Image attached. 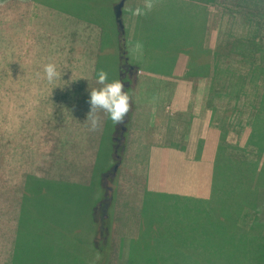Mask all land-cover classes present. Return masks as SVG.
<instances>
[{"label": "rangeland", "instance_id": "obj_1", "mask_svg": "<svg viewBox=\"0 0 264 264\" xmlns=\"http://www.w3.org/2000/svg\"><path fill=\"white\" fill-rule=\"evenodd\" d=\"M119 1L72 0L68 7L76 8V16L59 10L63 0H0V264H93L105 246L102 235L109 242L107 264H126L129 247L138 241L169 256L165 264H195L187 256L222 243L230 233L220 223L221 168L207 200L148 187L149 147L178 141L188 131L174 111L181 81L144 68L148 58L152 64L186 58L180 70L190 78L182 82L190 91L181 103L193 105V92L202 91L208 132L227 143L223 155H244L259 166L262 158L245 131L264 89V0H123V32L113 9ZM177 37L175 46L168 44ZM49 62L63 71L62 81L44 78ZM119 68L130 111L118 125L101 113V127L91 131L85 121L89 80L100 69L121 79ZM27 175L50 183L27 198L34 192ZM250 187L254 193L240 212L248 223L240 222V231L251 225L252 233L264 235V189Z\"/></svg>", "mask_w": 264, "mask_h": 264}, {"label": "trees", "instance_id": "obj_2", "mask_svg": "<svg viewBox=\"0 0 264 264\" xmlns=\"http://www.w3.org/2000/svg\"><path fill=\"white\" fill-rule=\"evenodd\" d=\"M69 3H73L72 0H63L62 5L58 4L59 10L71 15L76 14V16H78L77 13L72 11L73 9L76 10L75 7H73L72 5L68 7ZM234 23H236V20H234ZM120 31L122 30L120 29ZM120 61L123 64L128 63V60L125 59V57L121 58ZM119 71V76L121 79H123L121 77V74H123L122 69L119 68ZM127 78L129 77L125 75V79ZM89 81L91 83L89 86L93 87L95 85V77L94 79H90ZM18 89L19 86L16 85L14 89H12L11 103L15 104V97L18 95ZM261 96L262 97L260 99V102L257 105L258 108H256V110L251 113L245 131L248 145L252 144V146L256 147L255 151L259 154V157L262 158V162L259 166H253L252 163L249 162V160H247L244 155H242V160H235L230 154L223 155L224 148L227 145V143H225L223 139V135L219 138L218 135H214L215 133L213 131L211 133L210 130L209 134H211V137L209 138L208 136V142H206L205 139L200 140L202 148L203 146H205L204 144H207L205 147L209 146L211 148V151H213V157L211 159L213 162L212 190L214 186L215 170H217V168L222 169L218 178V183L219 189L221 190L220 193L222 194V196H220V199L221 202L225 205L221 209L223 214L220 217L223 220L221 219L220 223L222 225V229L227 227L228 233H230H227V239L220 241L222 243H217L213 246L207 247L201 246L200 249L195 250V254L187 256L188 258H193L197 260L195 264H264V235L260 233L259 235L252 233L251 225L248 226L250 231L244 230L243 233H241L240 231V228L242 226L240 224L242 223L243 225H245V222L248 223L247 215L240 214V212L245 203L247 202L248 198H250L249 196L253 195L254 193V191L250 187L251 184L256 185V187H261V189H264V89L263 94ZM212 134L215 136V138ZM220 139L222 140L220 141ZM227 147H229V145ZM15 171H18L17 167ZM253 176L256 177L255 181H257V183L254 181ZM27 177L29 178L30 182H32L31 184L30 182H28V184L31 185L30 187H32L33 185L32 188L34 189L33 194L29 195L26 193L27 198H32V196L39 194L41 190L37 191L36 188H40V186H42L40 184L46 183L47 185L48 183L49 185L50 183V180L39 181L36 178L33 179V176L31 175H27ZM212 196L213 192L211 191V195L208 199L212 198ZM105 197H107L106 192L100 200V206L101 201H103ZM183 198H190L196 200V198L191 197ZM239 199H241V203ZM251 202H253V200ZM254 207L255 205L253 206V208ZM262 208L264 209V201H262ZM253 215L257 216V211L255 209L253 210ZM243 216H246L245 220H243ZM261 233H264V229L261 231ZM98 237H100V235H98ZM105 237L106 243H104L103 241ZM100 239L101 245L103 244L105 246L99 247V250H97L95 254L98 255V257L100 256V258H97L93 262V264L108 263L109 242H107V236L102 235ZM137 245H139V248H137ZM141 246H143V248ZM135 247L136 250L133 249ZM153 251L154 253H152V251H150L149 249L146 250L145 246L141 244L140 241H138L136 245H131L129 247L126 264H165L164 259L169 258V256H159L154 249Z\"/></svg>", "mask_w": 264, "mask_h": 264}, {"label": "crops", "instance_id": "obj_3", "mask_svg": "<svg viewBox=\"0 0 264 264\" xmlns=\"http://www.w3.org/2000/svg\"><path fill=\"white\" fill-rule=\"evenodd\" d=\"M175 4L178 6V2ZM126 23L129 26L131 19H128ZM122 25L124 26L123 31H126V25L123 22ZM128 30L132 31L133 28L130 27ZM198 33L199 29L197 32H193L196 36V41H198ZM177 41L178 37L168 44L172 43L175 46ZM152 62H154L152 58H148V63L146 60V65L149 68L147 70L145 67L144 70L147 73L149 72L148 74L165 80L181 81L178 82V92L175 93V103L177 106L178 93L181 97L180 106L174 111L176 112V116H178V120L186 124L185 127H187L188 133L183 134L178 141L174 139L172 143L159 146L152 144L149 147L147 157L148 187L155 193L160 192L161 194L177 197L208 199L212 191L213 162L211 159L213 157V151H211L209 146L205 147L207 144H204L205 146L200 149V140L205 139L208 142V136L209 138L211 136L209 134L210 132H208L210 112L206 109L204 103L202 101L200 102V94L202 95V91L199 92V89H196L193 92V105L186 106L185 102L181 103L182 97L187 96L190 88L188 87L189 85L187 86V84L182 82L190 78L180 69L184 68L182 66L187 63V59H183L181 56H174L172 59H158L156 64H152ZM167 105H172V103H168ZM169 110L170 114H172V108ZM187 112H189L188 117L186 116ZM200 152L201 154L206 153V156L201 155L200 157Z\"/></svg>", "mask_w": 264, "mask_h": 264}, {"label": "clouds", "instance_id": "obj_4", "mask_svg": "<svg viewBox=\"0 0 264 264\" xmlns=\"http://www.w3.org/2000/svg\"><path fill=\"white\" fill-rule=\"evenodd\" d=\"M134 14H141V10L135 9ZM43 74L49 83H53L61 80L63 71L59 70L55 63L49 62L43 66ZM70 78L65 81L66 84L73 81ZM95 85L87 89L90 110L85 121L88 122L90 130L97 131L101 127V113L105 114L113 125L122 124L131 105V95L124 87L125 82L119 78L110 79L109 73L100 69L96 73Z\"/></svg>", "mask_w": 264, "mask_h": 264}, {"label": "water", "instance_id": "obj_5", "mask_svg": "<svg viewBox=\"0 0 264 264\" xmlns=\"http://www.w3.org/2000/svg\"><path fill=\"white\" fill-rule=\"evenodd\" d=\"M122 6H123V0H120L116 5H114V15H115V18H116V21H117V23H118V25H119V27H120V29L121 28H123V26H122V22H121V13H122ZM123 129V128H122ZM118 165H119V163H118V161L117 162H115L112 166H111V169H110V171H111V174H114L115 172H116V170H117V168H118ZM106 197L103 199V201H101V209H102V211L103 210H106V206H107V202H106ZM103 204V205H102Z\"/></svg>", "mask_w": 264, "mask_h": 264}]
</instances>
